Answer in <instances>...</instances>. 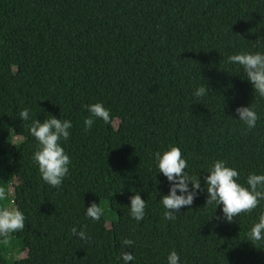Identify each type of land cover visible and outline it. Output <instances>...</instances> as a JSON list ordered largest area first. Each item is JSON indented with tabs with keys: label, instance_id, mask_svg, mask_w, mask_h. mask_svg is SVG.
Masks as SVG:
<instances>
[{
	"label": "trees",
	"instance_id": "trees-1",
	"mask_svg": "<svg viewBox=\"0 0 264 264\" xmlns=\"http://www.w3.org/2000/svg\"><path fill=\"white\" fill-rule=\"evenodd\" d=\"M257 52L264 0H0V187L8 194L0 206L14 203L25 216L24 230L0 237V264H123L121 252L134 256L129 264H168L173 250L179 264H264V243L247 236L264 200L228 223L222 205L205 206L204 180L216 160L245 187L249 174H264V98L227 62ZM201 86L206 95L196 97ZM94 103L112 123L95 120L85 132ZM237 107L256 111L254 128ZM50 115L72 123L61 141L72 163L58 188L33 161L30 126ZM170 146L201 181L174 220L164 218L171 182L155 161ZM137 192L146 203L140 221L129 209ZM93 202L104 209L100 221L85 214Z\"/></svg>",
	"mask_w": 264,
	"mask_h": 264
},
{
	"label": "clouds",
	"instance_id": "clouds-1",
	"mask_svg": "<svg viewBox=\"0 0 264 264\" xmlns=\"http://www.w3.org/2000/svg\"><path fill=\"white\" fill-rule=\"evenodd\" d=\"M227 62L242 66L255 93L264 98V54L259 52L235 54L229 56ZM194 95L203 97L206 95V89L203 86L198 87ZM86 107L90 115L83 121L85 132L92 128L95 120H102L105 124L112 123L110 111L101 103ZM235 111L239 121L243 122L248 130L254 128L260 118L252 107H237ZM19 117L27 121L29 110L26 108L21 110ZM71 128L70 120L57 119L52 115L43 122L36 119L30 126V133L38 142V150L33 154V161L38 165L41 179L51 187H60L69 172L72 161L61 146V141L66 142L69 139ZM155 161L159 172L171 182L169 194L161 198L165 209L164 218L174 220L175 213H178L182 207H190L193 204L197 191L201 189V181L198 177H192L186 173L188 164L178 147L170 146L169 150L162 154L155 153ZM238 177L239 172L236 169L226 166L223 160H216L204 178L208 193L205 206L222 205V218L228 223H232L234 218L242 213L252 212L259 202L264 200V174H249L246 180L247 187L238 183ZM5 199L6 190L0 187V201ZM145 208L146 203L138 192L130 198V215L136 221L143 219ZM85 214L93 221H100L105 212L99 204L93 202L87 207ZM24 228L25 216L21 211L0 206V237L7 240L11 233L22 231ZM71 231L74 236L85 241L90 239L83 230L78 232L76 228H73ZM247 236L252 243H264V213L259 215L258 222L251 227ZM133 244L134 241L131 239L122 241V245L126 247H131ZM121 259L123 264H129V261L135 258L130 252H121ZM179 260V255L174 250L167 257L168 264H179Z\"/></svg>",
	"mask_w": 264,
	"mask_h": 264
},
{
	"label": "rangeland",
	"instance_id": "rangeland-1",
	"mask_svg": "<svg viewBox=\"0 0 264 264\" xmlns=\"http://www.w3.org/2000/svg\"><path fill=\"white\" fill-rule=\"evenodd\" d=\"M11 192V191H10ZM8 201V194H6V199L3 201H0V203H7ZM11 208H14V203H12ZM15 209V208H14Z\"/></svg>",
	"mask_w": 264,
	"mask_h": 264
}]
</instances>
